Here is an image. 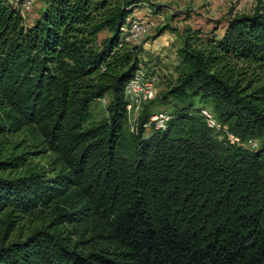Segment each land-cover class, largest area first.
<instances>
[{"label": "trees", "instance_id": "16d2710c", "mask_svg": "<svg viewBox=\"0 0 264 264\" xmlns=\"http://www.w3.org/2000/svg\"><path fill=\"white\" fill-rule=\"evenodd\" d=\"M40 1L27 23L0 0V264H264V9L219 37L185 31L158 99L170 119L145 137L156 99L135 133L124 99L143 1ZM194 99L239 143L218 141ZM47 153L48 168L28 165Z\"/></svg>", "mask_w": 264, "mask_h": 264}, {"label": "rangeland", "instance_id": "374dc122", "mask_svg": "<svg viewBox=\"0 0 264 264\" xmlns=\"http://www.w3.org/2000/svg\"><path fill=\"white\" fill-rule=\"evenodd\" d=\"M143 3L132 11L127 22L137 24L138 27L145 25V29L138 32L137 41L131 39L128 32L126 41L136 45V55L138 66L154 79L156 90L154 104H149L145 110L151 112L148 124H145V137L157 131L158 125L166 127L167 120L173 111L174 103L168 101L160 103V95L173 86L180 72L178 50L182 45L183 36L186 30L196 31L200 36H221L227 26V22L234 16L250 15L255 11L264 9V0H142ZM13 5H20V12L30 23L37 17V12L41 6L40 0H9ZM129 24V25H130ZM139 25V26H138ZM129 27V26H128ZM136 29V30H137ZM128 31V30H127ZM123 33V32H122ZM127 35L126 33H123ZM103 32L99 39L107 37ZM130 36V37H129ZM153 99V100H154ZM111 101L110 94L102 99L93 102L90 106L91 120L98 122L108 116L107 107ZM149 103V102H148ZM142 104L131 115L126 116L125 131L135 133L139 117L148 104ZM194 109H200L208 113L210 105H203L198 99L193 100ZM157 116V122L150 125V121ZM162 116V117H161ZM163 120V121H162ZM221 127V128H220ZM215 134L218 141L227 140L233 144L224 133L225 127L220 126ZM247 146L260 147V142L251 141ZM256 149V148H255ZM50 154H43L38 157L30 156V167L48 168Z\"/></svg>", "mask_w": 264, "mask_h": 264}, {"label": "bare ground", "instance_id": "6f19581e", "mask_svg": "<svg viewBox=\"0 0 264 264\" xmlns=\"http://www.w3.org/2000/svg\"><path fill=\"white\" fill-rule=\"evenodd\" d=\"M136 25L137 24L132 23L129 25V29H128V32L131 36V39L134 41L138 40L137 35H136L138 33V32L136 33V29H137ZM138 28H141V26ZM139 33H140V31H139ZM146 78H150V76L144 71V69L142 67L138 66L136 68L132 78L126 84V86L124 88L125 114H126V116L131 115V113L136 111L142 104L148 103L155 98L156 90L154 87H151V83L148 82V79H146ZM131 93L138 94V98L134 99L132 102H131L130 97H128ZM141 93H145V94H141ZM200 115L204 118V120H205V122L209 128H211V129H218L219 128V126L217 125V123L215 122L213 117L208 112L201 111ZM154 120H156V121H153V122L150 121V125L155 124L157 122V116L155 117ZM163 120L168 121V118L166 117ZM162 128H163L162 126L158 125V127H156V130L158 131Z\"/></svg>", "mask_w": 264, "mask_h": 264}, {"label": "built area", "instance_id": "2783aa9c", "mask_svg": "<svg viewBox=\"0 0 264 264\" xmlns=\"http://www.w3.org/2000/svg\"><path fill=\"white\" fill-rule=\"evenodd\" d=\"M143 29H145V25H143L142 28L136 30V33L139 31H142ZM146 79H148V82L151 83V87H154V79L153 78H146ZM141 94H145V93H141ZM128 97H130L131 102H132L134 99L138 98V94L131 93ZM229 139L232 143H237V144L239 143V140L233 136L229 137ZM241 145H243L244 147H247V148H252L250 146H247L246 143L241 144Z\"/></svg>", "mask_w": 264, "mask_h": 264}, {"label": "crops", "instance_id": "0c3cea01", "mask_svg": "<svg viewBox=\"0 0 264 264\" xmlns=\"http://www.w3.org/2000/svg\"><path fill=\"white\" fill-rule=\"evenodd\" d=\"M41 7V6H40Z\"/></svg>", "mask_w": 264, "mask_h": 264}]
</instances>
